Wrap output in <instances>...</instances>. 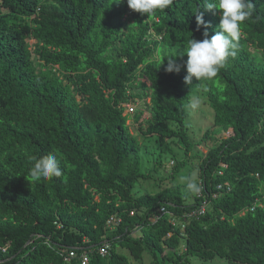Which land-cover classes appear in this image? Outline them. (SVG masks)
<instances>
[{
	"label": "trees",
	"instance_id": "16d2710c",
	"mask_svg": "<svg viewBox=\"0 0 264 264\" xmlns=\"http://www.w3.org/2000/svg\"><path fill=\"white\" fill-rule=\"evenodd\" d=\"M208 2L174 0L148 18L126 0H0V264H80L82 252L86 264H264V0H251L236 54L217 76L186 86L183 52L190 38H204L197 11L209 38L218 30L220 12L205 10ZM165 55L178 73L165 71ZM202 84L213 124L193 142L185 103ZM147 98L142 133L164 152L177 144L187 155L231 132L199 164L201 196L184 195L174 174L170 185L154 179V193H133L151 173L140 168L123 111ZM49 154L63 176L32 181L30 157ZM204 200L206 212L188 216ZM162 206L169 213L150 222ZM111 215L122 223L108 231Z\"/></svg>",
	"mask_w": 264,
	"mask_h": 264
},
{
	"label": "clouds",
	"instance_id": "9594fccd",
	"mask_svg": "<svg viewBox=\"0 0 264 264\" xmlns=\"http://www.w3.org/2000/svg\"><path fill=\"white\" fill-rule=\"evenodd\" d=\"M122 2H125V0H115L116 4ZM173 2L174 0H126L127 7L131 11L147 14L148 18L155 16L157 11L168 9ZM204 9L208 11L219 10L218 30L209 38L207 28L210 25L204 21L203 13L199 12V10L197 11V30L201 27L205 29L203 32L204 38L202 40L190 38L183 52L187 56V59L183 62V67L187 73L184 76V84L186 86L192 85L193 78L196 81L215 78L220 69L224 67L226 60L236 54L234 50L237 48V43L241 36L242 24L252 17L254 6L251 0H212V2L206 3ZM165 58H167L165 71L178 73L181 65L177 64L172 56L165 55ZM198 104V99L191 102L192 107H196ZM30 160L32 163L29 175L34 182L63 176L60 162L55 154L39 158L33 156L30 157ZM170 162L173 163V160ZM179 179L188 192L196 194L197 197V194L202 192V186L195 174L183 175ZM208 206L209 202L207 201L205 212ZM245 211L241 210L238 215H243Z\"/></svg>",
	"mask_w": 264,
	"mask_h": 264
},
{
	"label": "rangeland",
	"instance_id": "374dc122",
	"mask_svg": "<svg viewBox=\"0 0 264 264\" xmlns=\"http://www.w3.org/2000/svg\"><path fill=\"white\" fill-rule=\"evenodd\" d=\"M33 49V40L29 41ZM114 55V51H110ZM32 60L34 65L37 67V57L32 55ZM208 86L202 84L196 90L193 91L191 98L185 103V108L187 112V117L185 121V127L187 128V133L189 138L193 142L201 140L202 134L213 124V111L209 108L206 101V93ZM199 100V104L196 107L191 106L193 100ZM137 99L136 101L129 102L124 105L123 114H127L128 119L126 121L130 133L136 137L140 144V158L141 164L140 168L143 172L151 173V177L146 180L137 181L133 187L134 194H144V193H154L157 190V184L154 179L164 178L165 183L170 185L171 180L169 176L174 174L173 182L182 184L180 191L185 194H191L188 192L184 184L180 181V177L187 174H195L197 178L199 175V164L202 158L206 155L208 148L217 145L221 139L226 138L231 135L228 131L221 136H219L218 141L206 140L199 146L194 145L192 150L185 155L183 152V147L177 146V144H171L172 152H164L161 150L156 136L143 135L142 130L144 129L145 122L150 115L148 98L145 102ZM141 112V117L139 118V124L133 121L134 114ZM140 125V126H138ZM173 160V163L170 162ZM182 162V165L177 171H174L176 163ZM156 168V169H155ZM199 181V180H198ZM110 229V228H109ZM112 229V227H111ZM110 229V230H111ZM139 230H131L129 235L131 237L137 236ZM179 252V250H177ZM191 264H203L204 261H199L195 257L189 258ZM144 262L150 261V255H146ZM166 264H173V262H167ZM210 264H231L227 262L224 258H214L211 260Z\"/></svg>",
	"mask_w": 264,
	"mask_h": 264
},
{
	"label": "built area",
	"instance_id": "2783aa9c",
	"mask_svg": "<svg viewBox=\"0 0 264 264\" xmlns=\"http://www.w3.org/2000/svg\"><path fill=\"white\" fill-rule=\"evenodd\" d=\"M198 196H200L201 195V193H199V194H197ZM206 206H207V201H203L202 203H201V205L198 207V209H196V210H194V211H191L189 214H188V216H193V215H195V216H198V215H201V214H203L204 212H205V209H206ZM167 213H169L168 211H167V209H166V207L165 206H162V207H160V209H159V213L158 214H154L151 218H149V221L150 222H156L157 220H158V218L159 217H161L162 215H164V214H167ZM129 215L130 216H134L135 215V211H131L130 213H129ZM122 222V219H121V217H118V216H115V215H112L107 221H106V230H108V231H112V230H114L116 227H117V225H119L120 223ZM111 227H112V229H111ZM111 230H110V229ZM180 229H184V225H181V228ZM133 230H140V227L139 226H135L134 228H133ZM131 232V231H130ZM131 235V234H130ZM169 236V235H168ZM131 237V236H130ZM106 241H104L103 243H105ZM100 243H102V241L100 242ZM102 243V244H103ZM107 247H108V245H106V243L105 244H103L102 246H100V247H98L97 248V252L99 253V254H101V255H104V254H106V252H107ZM5 249L6 248H0V250H2V251H5ZM75 249H77V247H75ZM90 251L91 250H89V253H90ZM76 256V254H75V251H71V252H69V256L68 257H66V259H72V258H74ZM78 259L80 260V264H86L87 262H88V260H89V257H88V253L87 252H82V253H80L79 255H78Z\"/></svg>",
	"mask_w": 264,
	"mask_h": 264
}]
</instances>
